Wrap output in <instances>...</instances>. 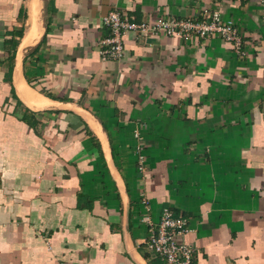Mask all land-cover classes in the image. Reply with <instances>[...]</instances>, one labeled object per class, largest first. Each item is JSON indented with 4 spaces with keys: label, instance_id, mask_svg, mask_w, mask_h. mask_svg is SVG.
<instances>
[{
    "label": "crops",
    "instance_id": "1",
    "mask_svg": "<svg viewBox=\"0 0 264 264\" xmlns=\"http://www.w3.org/2000/svg\"><path fill=\"white\" fill-rule=\"evenodd\" d=\"M215 10L238 50L127 32L101 60L110 11ZM164 208L194 264H264V2L0 0V264H164Z\"/></svg>",
    "mask_w": 264,
    "mask_h": 264
},
{
    "label": "built area",
    "instance_id": "2",
    "mask_svg": "<svg viewBox=\"0 0 264 264\" xmlns=\"http://www.w3.org/2000/svg\"><path fill=\"white\" fill-rule=\"evenodd\" d=\"M260 1L264 2V0ZM103 23L109 30L108 37L100 42L102 49L99 55L103 61H119L123 58L122 38L127 32L143 37L159 31L167 35L183 37L191 35L201 38L219 36L224 41L230 42L236 50L240 46L233 22L224 20L219 10L213 11L208 21L162 17L150 26L132 22L119 12L110 11L103 19ZM187 232V220L174 215L168 208H164L157 224L153 226L149 223L148 249L164 264H194L195 248L178 242V239Z\"/></svg>",
    "mask_w": 264,
    "mask_h": 264
},
{
    "label": "bare ground",
    "instance_id": "3",
    "mask_svg": "<svg viewBox=\"0 0 264 264\" xmlns=\"http://www.w3.org/2000/svg\"><path fill=\"white\" fill-rule=\"evenodd\" d=\"M216 41V40H215ZM16 97V96H15Z\"/></svg>",
    "mask_w": 264,
    "mask_h": 264
}]
</instances>
